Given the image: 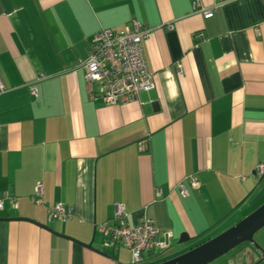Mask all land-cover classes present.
Returning a JSON list of instances; mask_svg holds the SVG:
<instances>
[{"label": "crops", "instance_id": "0c3cea01", "mask_svg": "<svg viewBox=\"0 0 264 264\" xmlns=\"http://www.w3.org/2000/svg\"><path fill=\"white\" fill-rule=\"evenodd\" d=\"M134 23L151 30L155 89L108 106L84 65L98 34ZM0 82V219L110 257L0 222V264H121L131 253L105 249L98 231L118 207L131 227L148 218L191 239L183 254L264 204V0H0ZM57 206L70 221L50 220Z\"/></svg>", "mask_w": 264, "mask_h": 264}, {"label": "built area", "instance_id": "2783aa9c", "mask_svg": "<svg viewBox=\"0 0 264 264\" xmlns=\"http://www.w3.org/2000/svg\"><path fill=\"white\" fill-rule=\"evenodd\" d=\"M195 8L204 16L205 20L214 17V11ZM151 36V30L140 23H134L132 29L118 33L111 30L102 31L93 40L89 57L84 65L85 81L91 89L94 99L103 100L108 106H126L139 101L143 93L155 89L154 78L149 71L145 56L144 42ZM42 80L47 77L42 76ZM0 82V91H4ZM32 93L37 98L38 89L32 87ZM147 148L146 144L143 149ZM264 177V166L258 171ZM193 188L198 183L193 178L186 181ZM182 196H188L186 184L179 186ZM5 200H0V212L4 210ZM35 203L42 204L41 192L37 190ZM14 209L17 204L14 202ZM73 210L66 212L57 206L50 213L51 221L68 222ZM127 214L118 207L115 213L113 226L105 224L98 227L100 234L107 240L103 247L116 250L118 247L128 250L132 256L131 264H154L162 255L167 254L175 246L171 231L159 229L151 219H143L135 227L129 226L125 220ZM109 238V239H108Z\"/></svg>", "mask_w": 264, "mask_h": 264}, {"label": "water", "instance_id": "95a60500", "mask_svg": "<svg viewBox=\"0 0 264 264\" xmlns=\"http://www.w3.org/2000/svg\"><path fill=\"white\" fill-rule=\"evenodd\" d=\"M0 222H24L33 224L39 228H43L61 237L67 241L76 243L100 256L110 258L104 252L99 251L93 247V242L89 245L83 244L82 242L75 240L73 238L65 237L56 234L49 228L39 225L34 221L26 219H12V220H2ZM264 230V204L255 210L251 215H249L244 220L237 223L232 228L228 229L219 236L199 245L190 251L177 256L171 260L165 261L161 264H213L228 254L232 253L237 248L250 244L252 245L258 256L256 264H264V250L257 245L255 242V237ZM191 239L186 236L181 237L178 245H185L190 243Z\"/></svg>", "mask_w": 264, "mask_h": 264}, {"label": "rangeland", "instance_id": "374dc122", "mask_svg": "<svg viewBox=\"0 0 264 264\" xmlns=\"http://www.w3.org/2000/svg\"><path fill=\"white\" fill-rule=\"evenodd\" d=\"M262 206V205H261ZM254 212V211H253ZM249 215H251V214H249ZM248 215V216H249ZM246 218V217H245ZM244 218V219H245ZM232 228V227H231ZM230 229V228H229ZM227 231V230H226ZM225 232V231H224ZM263 241H264V230L260 233V234H258L256 237H255V242L257 243V245H259L258 243H260V242H262L263 243ZM187 246H189V243H187V244H185V245H178V243L177 244H175V246L173 247V249L172 250H170V252H169V254L168 255H166V257L164 258V259H162V260H158L157 262H156V264H161V263H163V262H165V261H168V260H171V259H173V258H175V257H177V256H179L178 254H181V249H185ZM246 248H248V249H254L255 250V248L252 246V245H250V244H245V245H243V246H241V247H239V248H237L236 250H234L233 252H232V254L230 253L228 256H225V257H223L222 259H220V260H218L217 262H215V263H213V264H225V262H229V261H231V257H233L232 255H235V254H240L241 253V251H243V250H245ZM189 250V249H188ZM256 251V250H255ZM184 254V253H183ZM182 255V254H181ZM167 259V260H166ZM131 262H132V256H130V254L129 253H123V255H122V257H121V264H124V263H126V264H131Z\"/></svg>", "mask_w": 264, "mask_h": 264}, {"label": "trees", "instance_id": "16d2710c", "mask_svg": "<svg viewBox=\"0 0 264 264\" xmlns=\"http://www.w3.org/2000/svg\"><path fill=\"white\" fill-rule=\"evenodd\" d=\"M207 241H205V242H203V243H206ZM203 243H201V244H199V245H202ZM175 244H176V242H175ZM199 245H197V246H199ZM169 253H167V254H164V256L162 255L158 260H162V259H164L165 257H166V255H168ZM157 260V261H158ZM167 260V259H166ZM156 261V262H157ZM156 262L154 263V264H156Z\"/></svg>", "mask_w": 264, "mask_h": 264}]
</instances>
